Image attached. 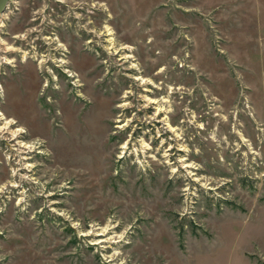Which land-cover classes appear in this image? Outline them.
Here are the masks:
<instances>
[{"label":"rangeland","instance_id":"1","mask_svg":"<svg viewBox=\"0 0 264 264\" xmlns=\"http://www.w3.org/2000/svg\"><path fill=\"white\" fill-rule=\"evenodd\" d=\"M12 1L0 264H264V0H63L40 55Z\"/></svg>","mask_w":264,"mask_h":264},{"label":"flooded vegetation","instance_id":"2","mask_svg":"<svg viewBox=\"0 0 264 264\" xmlns=\"http://www.w3.org/2000/svg\"><path fill=\"white\" fill-rule=\"evenodd\" d=\"M55 1L57 3L52 6V3H54L52 0H30L26 4L29 9L25 14L23 13L18 27L16 14L19 11L16 10L19 8L13 5V8L9 9L11 14H13L12 19L8 23L9 26L13 25V29L10 32L11 41L15 44L12 46L13 49H22L23 45L27 53L31 51L40 55L41 51H45L48 45L54 48L57 45H63V42L77 44L79 38L76 19L78 6H70L68 3H63V0ZM14 2H18V0L12 1V3ZM64 16L70 21L69 23L72 22L74 24V29L70 27L74 31L71 39H68V37L66 39L62 38V18ZM46 33L49 34L46 35ZM40 60L41 58H39ZM12 97L5 92V80L0 75V175L6 177L12 176L14 172L15 119L12 110ZM5 103H9L10 106H6Z\"/></svg>","mask_w":264,"mask_h":264},{"label":"water","instance_id":"3","mask_svg":"<svg viewBox=\"0 0 264 264\" xmlns=\"http://www.w3.org/2000/svg\"><path fill=\"white\" fill-rule=\"evenodd\" d=\"M9 0H0V16L3 13L4 9L6 8Z\"/></svg>","mask_w":264,"mask_h":264},{"label":"built area","instance_id":"4","mask_svg":"<svg viewBox=\"0 0 264 264\" xmlns=\"http://www.w3.org/2000/svg\"><path fill=\"white\" fill-rule=\"evenodd\" d=\"M8 5V4H7ZM7 7V6H6Z\"/></svg>","mask_w":264,"mask_h":264}]
</instances>
